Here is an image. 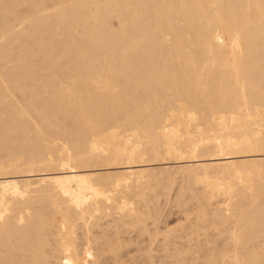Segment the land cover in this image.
Here are the masks:
<instances>
[{"label": "bare ground", "instance_id": "bare-ground-1", "mask_svg": "<svg viewBox=\"0 0 264 264\" xmlns=\"http://www.w3.org/2000/svg\"><path fill=\"white\" fill-rule=\"evenodd\" d=\"M0 264H264V0H0Z\"/></svg>", "mask_w": 264, "mask_h": 264}, {"label": "rangeland", "instance_id": "rangeland-1", "mask_svg": "<svg viewBox=\"0 0 264 264\" xmlns=\"http://www.w3.org/2000/svg\"><path fill=\"white\" fill-rule=\"evenodd\" d=\"M179 178V177H178ZM177 178V182L180 184V181H182V180H185V181H182L181 182V184L180 185H178V186H180V187H182V188H185L186 186H188V187H186V189H187V191L186 192H193V191H196L197 189L196 188H198L199 189V187H200V185H195L193 182H192V180L191 179H187V178H184V179H178ZM191 183H192V185H191ZM194 184V185H193ZM190 186V187H189ZM192 186V187H191ZM195 186V187H194ZM199 186V187H198ZM173 188L170 190V191H174V189H176L177 188V184L176 185H173L172 186ZM188 188L189 189H192V190H188ZM185 189V190H186ZM162 193V196H164L163 198H162V196H160V199L161 200H159V209L161 208V210H163V211H161L162 212V217L163 216H168L169 214V216L168 217H163L164 218V220L162 219V217H161V219H162V221L161 222H159L160 224H159V228L160 229H163L164 227L165 228H167V227H169V226H171V225H175L176 224V222L179 220V219H181V214L178 212L177 213V205L176 206H174V204L175 203H169V202H167L166 201V203H165V200H166V195H164L165 194V192L164 191H161ZM172 193V192H171ZM162 199H163V202H160V201H162ZM165 199V200H164ZM168 203V204H167ZM163 204V205H162ZM164 204H166L165 206H164ZM168 205V206H167ZM161 206H163L164 208H162ZM177 210V211H176ZM168 212V213H167ZM165 215H164V214ZM167 214V215H166ZM180 214V215H179ZM177 215V216H176ZM176 216V217H175ZM176 221V222H175ZM162 222H164V223H162ZM175 222V223H174ZM167 224H168V226H167ZM167 226V227H166ZM130 250V253H128L127 254V252H126V254H125V257L128 259V258H130V255H132V254H134L135 253V250H134V247H132V248H130L129 249ZM134 250V251H133ZM133 251V252H132ZM129 255V256H128ZM129 261V260H128ZM158 263V262H157Z\"/></svg>", "mask_w": 264, "mask_h": 264}]
</instances>
